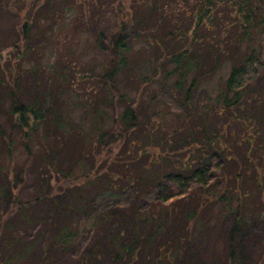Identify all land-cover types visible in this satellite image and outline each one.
Wrapping results in <instances>:
<instances>
[{"label":"trees","instance_id":"1","mask_svg":"<svg viewBox=\"0 0 264 264\" xmlns=\"http://www.w3.org/2000/svg\"><path fill=\"white\" fill-rule=\"evenodd\" d=\"M16 1L0 0L16 32L4 64L0 46V104L8 100L10 123L7 129L0 120V264L31 258L32 247L19 244L12 221L29 223L33 204L47 203L48 214L60 219L45 233L42 264L71 250L86 224L98 237L77 264H264V246L255 256L253 230L264 223V85H257L264 72V0ZM78 35L90 36L101 56L88 71L72 48ZM135 43H143L145 55H133ZM48 49L59 57L57 70L43 64ZM223 63L229 67L218 89L198 99L197 88ZM27 72L42 75L47 89L40 97H23V85L42 84L22 81ZM128 82L136 84L131 100L124 94ZM81 83H91L92 98L81 94ZM71 95L88 110L85 131L67 117ZM114 104L118 112L110 110ZM72 133L81 140L77 158L61 164L62 140ZM38 148L40 189L24 203L18 191ZM58 174L78 179L59 193L51 185ZM163 183L166 194L147 200ZM102 193L120 199L98 210L90 200ZM73 215L85 223L68 221ZM211 218L226 246L205 259L193 234Z\"/></svg>","mask_w":264,"mask_h":264},{"label":"rangeland","instance_id":"2","mask_svg":"<svg viewBox=\"0 0 264 264\" xmlns=\"http://www.w3.org/2000/svg\"><path fill=\"white\" fill-rule=\"evenodd\" d=\"M20 3L18 0L16 1V5H19ZM15 5V6H16ZM224 16V14H222ZM15 20L14 15H11L10 13H4L2 10H0V46L3 47L1 50V64H4V61H9V58L12 56V47H8L12 43L15 37V30L11 29L12 24ZM105 23V22H104ZM99 24V26H101ZM65 26V25H64ZM70 25H66L65 27L62 28L63 33H66L69 31ZM91 37L88 35H78L76 37V42L72 44V48H74L75 52V58L78 59V62L81 63V65H85L86 70H90V67L96 63L97 60L101 59V56L99 53H96L95 50L91 47ZM137 43V42H136ZM134 44L133 48V55L137 57L140 55V52L143 53L144 51V45L143 43L139 44ZM6 46V47H5ZM5 47V48H4ZM142 55H145L144 53ZM142 58V56H141ZM59 57H57L56 52L53 49H48L47 51V56L43 60L44 65H49L52 64V68L54 70H57V66L60 67L61 64L57 62ZM57 60V61H56ZM51 61V63H50ZM25 64L24 66H26ZM229 65L226 63H223V66L221 67V72L217 73L214 75L209 81H203L200 86L197 88L196 95L198 99L203 95L210 94L211 92L215 91L218 89L220 85V80L223 78L225 75V71ZM17 68V67H16ZM140 74H144V71H146V68L140 67L138 69ZM21 80L24 82H32V83H39L41 84L43 81L42 75L41 74H36L32 75L30 72L24 73L21 75ZM263 80V81H262ZM50 83V80H48L47 84ZM258 87L260 86L261 89H263L264 85V72H263V78L261 79L260 82H258ZM22 87L23 92L22 95L23 97L27 99H32L34 97L37 98V96H41L42 92L47 89L45 86V83H42L39 88L37 89H29L28 87H25L23 85ZM79 87L78 85H76ZM91 83L87 84H80L79 91L83 92V96H87L92 98L93 94L91 95L87 93V91L90 90ZM148 88L145 90L146 92L148 91V94L151 95L155 93L156 86L155 85H149L147 86ZM135 89H136V84L135 82H128L126 89L124 90V94L126 95V100H131L135 97ZM57 92V88H55ZM211 95V94H210ZM145 96V95H143ZM71 103H72V108L71 110H68L67 112V117L71 121L72 124H75L77 126L82 127V130H87L89 124L87 120V108L84 104L79 103L76 101L75 103L73 102V96H70ZM9 104L8 100L2 99V102L0 104V120L3 121L4 127L7 129L10 127V123L8 122V117L5 113L7 110V105ZM165 105H166V100H165ZM114 108H110V110H115L118 112L119 106L118 104L113 105ZM121 106V105H120ZM167 108L170 111H173V105L170 100H168ZM167 110V113L169 114L167 116L166 122L168 124H171L173 122L171 112ZM114 111V112H115ZM59 141L61 140V137L58 139ZM81 145V140L80 137L75 134H68L63 138L62 140V145H61V152H60V159L58 162H61L63 164L64 162H72L77 158L78 155V150ZM107 149L108 151H111L112 155L116 153L118 150V145H113L109 146ZM35 150L33 153L31 159L29 160V168L25 174V182L23 186L19 189V197L22 199L24 203L28 202L31 200V202L34 201L35 196L37 195L38 190L40 189V182L41 177H39V172L37 171L38 163L41 159L44 158V156L41 155V153ZM107 151V152H108ZM17 156L20 157L21 161H24L26 158V153L21 149L18 148L17 151ZM42 156V157H41ZM19 161V160H18ZM54 162V161H53ZM160 170V167L155 166L151 172L157 173ZM218 170H215V173H217ZM74 179H78L77 174H70L68 177H62L61 175L54 176L51 178V185H55L57 192L61 193L62 191H65V189L69 186H71V182ZM56 181V183H55ZM166 185L168 184H161L157 187V189L151 190L150 193H147V200L152 199V196H163L166 194L167 189ZM47 190V189H45ZM93 197V195L91 196ZM125 198V197H123ZM120 198L113 195L111 196L109 193H102L100 195L95 196L93 200H90V203L92 204V207L97 208L98 210L107 207V206H112L117 203V201ZM51 204L47 203L43 205H34L33 208H31V214H32V221L29 223L26 221H21L17 217L13 218V228L15 230V235L19 238V244L21 246H31L32 247V254L31 258L25 262L24 264H42L41 260V254H42V247L45 245V239L46 235L45 233L53 229L51 222L56 221L57 219H60L57 215H52L48 214L47 210L51 208ZM47 209V210H46ZM46 210V211H45ZM213 210H216V207L213 208ZM215 212V211H213ZM82 220V225L85 223L84 219L73 215L71 217H67L68 221H73V220ZM219 223L214 220V218H211L209 223H203V222H198L195 226L194 229V245L197 251V255H200L202 258L205 259H210L212 254L214 253L213 251L216 250L218 253H220V250H224V244L223 242L220 243L218 239L216 238V230L218 227ZM84 229L80 230V235L77 240V242L73 245L72 249L64 253V255L61 257L60 260L55 261L52 264H77L78 261V255L82 251V249L91 243H93L97 237L98 234L94 232L92 228H90L87 224L83 225ZM253 230L255 231V236H254V243H255V256H258L259 250L264 246V223H261L260 221H257L254 223ZM101 234V233H100ZM9 236V235H8ZM246 239H244V242ZM220 243V244H219ZM5 260V257L4 259Z\"/></svg>","mask_w":264,"mask_h":264}]
</instances>
